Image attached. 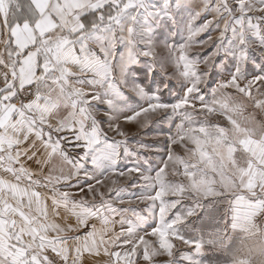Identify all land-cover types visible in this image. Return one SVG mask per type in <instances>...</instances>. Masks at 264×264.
<instances>
[{
	"label": "snow or ice",
	"instance_id": "6c2138e0",
	"mask_svg": "<svg viewBox=\"0 0 264 264\" xmlns=\"http://www.w3.org/2000/svg\"><path fill=\"white\" fill-rule=\"evenodd\" d=\"M246 261L264 0H0V264Z\"/></svg>",
	"mask_w": 264,
	"mask_h": 264
},
{
	"label": "rangeland",
	"instance_id": "374dc122",
	"mask_svg": "<svg viewBox=\"0 0 264 264\" xmlns=\"http://www.w3.org/2000/svg\"><path fill=\"white\" fill-rule=\"evenodd\" d=\"M158 51H160L162 55L164 54L163 50L158 49ZM194 226H198V224ZM246 264H257V262L256 261H246Z\"/></svg>",
	"mask_w": 264,
	"mask_h": 264
}]
</instances>
